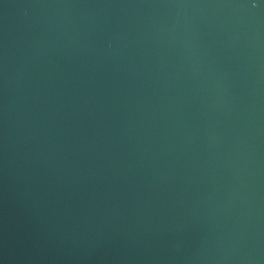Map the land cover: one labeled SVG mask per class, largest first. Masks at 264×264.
Returning a JSON list of instances; mask_svg holds the SVG:
<instances>
[{
	"label": "water",
	"instance_id": "95a60500",
	"mask_svg": "<svg viewBox=\"0 0 264 264\" xmlns=\"http://www.w3.org/2000/svg\"><path fill=\"white\" fill-rule=\"evenodd\" d=\"M0 264H264V0H0Z\"/></svg>",
	"mask_w": 264,
	"mask_h": 264
}]
</instances>
